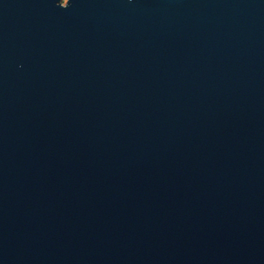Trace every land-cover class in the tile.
Wrapping results in <instances>:
<instances>
[{"label": "water", "instance_id": "95a60500", "mask_svg": "<svg viewBox=\"0 0 264 264\" xmlns=\"http://www.w3.org/2000/svg\"><path fill=\"white\" fill-rule=\"evenodd\" d=\"M0 264H264V0H0Z\"/></svg>", "mask_w": 264, "mask_h": 264}]
</instances>
